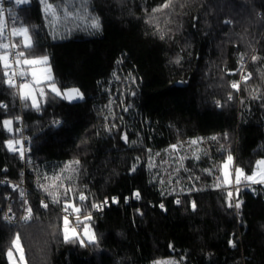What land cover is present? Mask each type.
Wrapping results in <instances>:
<instances>
[{
    "label": "trees",
    "instance_id": "trees-1",
    "mask_svg": "<svg viewBox=\"0 0 264 264\" xmlns=\"http://www.w3.org/2000/svg\"><path fill=\"white\" fill-rule=\"evenodd\" d=\"M47 2L55 18L40 0L11 2L13 28H29L25 57L48 56L53 82L84 98L46 89L37 109L0 66V264L17 234L26 264H264V187L216 170L231 155L250 174L264 158V0ZM4 21L0 7V35ZM20 115L30 163L8 145ZM4 179H25L27 200ZM66 202L91 215L98 243L64 240Z\"/></svg>",
    "mask_w": 264,
    "mask_h": 264
},
{
    "label": "snow or ice",
    "instance_id": "snow-or-ice-1",
    "mask_svg": "<svg viewBox=\"0 0 264 264\" xmlns=\"http://www.w3.org/2000/svg\"><path fill=\"white\" fill-rule=\"evenodd\" d=\"M29 0H15V3L18 5H22V4H26L28 3ZM41 3L45 4V13L46 14H51L54 18L56 17V9L53 7L52 4H48L46 3V0H40ZM172 4V0H168L167 3H165L162 8L166 9L169 8ZM162 9H156L155 11H161ZM65 14L66 11H65ZM93 27L95 28H99V22L94 21ZM12 33L13 35H19L22 38V46L24 50H17L14 53V60H15V64L20 66L21 68H23V66H28L29 68H33L35 66H39V65H47L48 63V57L47 56H42V57H32V58H27L25 57V51L30 49L32 47V43H31V34L29 31V28L26 26H21L19 29L13 28L12 29ZM15 48V49H19L20 45L18 44H13V45H9L7 43H0V49L3 50H7L9 48ZM10 56H13L12 53L8 52V51H4L2 53H0V66L3 67L4 69V75L6 77H8L7 79V83L9 85V87H16L15 81L12 79V77L16 76L17 73L15 71H12L11 73L9 72V59ZM255 59V57H254ZM47 71L49 72V75L47 77V80L49 82V86L51 88V91L54 92L57 96H63V98L65 99H82L83 98V94L79 92L78 89H71L69 90V92L67 93H62L57 87L55 82H52V77L50 75V69H47ZM19 76L21 77V79H24L26 77V73L24 71H20L19 72ZM31 78H32V83H21L20 84V89L22 90V98L27 99L29 96H31L32 99V106L36 107L37 109L39 108V104L37 103V95L38 96H44V88L40 87L42 80L40 75L36 72V71H32L31 72ZM233 88H236L237 90L239 89V85L233 83L232 84ZM0 107H6V105H0ZM5 126L8 127V130L11 131V124L12 121L10 120H6L3 122ZM126 139V136L124 137ZM213 139H216L215 137H213ZM17 143H22V142H17ZM192 143H196V141H192ZM13 141H9L8 145L9 148L12 147ZM175 148V146H173ZM20 155L23 156V152H20ZM232 156L229 155L227 157V162L223 165L224 168V181L226 183H231L232 181L228 180V167L232 162ZM78 163V161H77ZM259 165H264V161H260ZM244 177L245 180L247 181H252L254 183H262L264 184V171H258L256 173H253L252 175H245L243 173L242 169H236V176H235V183L237 185H239L240 181H241V177ZM258 177V178H257ZM219 186V185H217ZM67 190L66 189V193L67 194ZM137 198H139V193H136ZM229 198H231L232 193L229 192L228 193ZM79 199L81 201L85 200L86 197L81 194L79 196ZM106 203V202H105ZM177 203H179V201H177ZM229 206L231 207L232 205L229 204ZM44 207H47V205H44ZM93 207H99L98 205H93ZM161 207H163V205H161ZM235 207L239 208L240 207V203L238 202ZM69 208H72L74 210L75 215V224L77 227H79L80 225L83 224V236H81L77 231H76V227H70V221L68 218V215H65L63 217V223H64V228H63V232H64V240L66 242L71 241V242H78L81 246H85V238L87 239L88 243L91 244H96L98 243L96 236L94 233H91L89 231V228L87 226V224L85 223V221L90 220L91 219V215L87 214L84 217V220L82 221L80 219V212L81 209L79 207H76L74 204H70L68 202H66L64 204V211L67 213L69 211ZM193 208H195V204L193 203ZM27 215L23 217V219L25 221H28L31 219V208L29 207L27 209ZM7 219V218H6ZM14 245L17 251L20 252V257L19 259L21 261L24 260V256H23V249L20 247V243H19V235L17 234L15 241H14ZM234 246V245H233ZM13 253L11 250H9L8 252V256L11 259Z\"/></svg>",
    "mask_w": 264,
    "mask_h": 264
},
{
    "label": "rangeland",
    "instance_id": "rangeland-1",
    "mask_svg": "<svg viewBox=\"0 0 264 264\" xmlns=\"http://www.w3.org/2000/svg\"><path fill=\"white\" fill-rule=\"evenodd\" d=\"M46 3L50 4L49 2H47V0H46ZM43 7H44V10H45V4H43ZM53 7H54V6H53ZM54 8H55V7H54ZM55 9H56V8H55ZM56 13H57V9H56ZM90 22H91V21H90ZM18 29H19V28H18ZM15 36H18V37L21 39V41H22V38H21L19 35H15ZM1 43H2V42H1ZM31 43H32V39H31ZM41 57H42V56H41ZM47 57H48V56H47ZM9 65H11V64H10V60H9ZM19 67H20V66H19ZM47 69H50V75H51V77H52V82H53V80H54V73H53V70H52L51 64H50V62H49V57H48V63H47V65H39V66H35V67H33V68H29L28 66H23V68L20 67V71H24V72L26 73V77H25L24 79H20L19 86H20L21 83H29V84H31V83H32L31 72H32V71H36V72L40 75V77H41L42 83H41L40 87H43V88H44V94H45L46 89L51 90V88H50V86H49V82H48V80H47V77H48V75H49V72L47 71ZM55 84H56V87H57L62 93H67V92H69V90H71V89H73V88L78 89L79 92L82 93V91H81L78 87H76V86H73V87H66V88H61L57 83H55ZM20 90H21V89H20ZM21 94H22V90H21ZM82 94H83V93H82ZM61 97H63V96H61ZM29 98L31 99V96H29ZM83 98H84V95H83ZM83 98H82V99H83ZM82 99H67V100H69V101H79V100H82ZM41 100H42V97L37 95V103H38L39 105H40V103H41ZM31 101H32V99H31ZM6 128H8V127L6 126ZM11 129H12V124H11ZM11 131H12V130H11ZM12 141H13V144H12L11 149L14 150V149H15V146H16V144H17V139L15 138V139L12 140ZM193 141H196V143H192V145L196 146V148L194 149V152H195V154L197 155V157H199V156L202 155V154H207V151H208L207 148H206V145H207V144H206V142L203 141L202 138H198V139H195V140H193ZM173 148H174V147H173ZM176 148H177V147L175 146L174 149H176ZM232 158H233V157H232ZM260 161H264V158H261V159H259V160L257 161V163H256V165H255V167H254V169H253V171H252V173H250V174L246 173L242 168H239V169H242V170H243V173H244L245 175H252L253 173H256V172H258V171H264V165H259V162H260ZM226 162H227V160L224 161V162H222L221 164H219L218 167H216V170H219V172H220L221 176L223 177V179H224V171H225L224 168H223V165H224ZM236 169H238V168L235 167V160H234V158H233L231 164L229 165V167H228V169H227V171H228V173H229V175H228V180H230V181H232V182H231V183H226V182L224 181L223 183H224L225 185H228V186H234V185H237V184L235 183ZM257 178H258V177H257ZM243 183H245L246 186H247L248 188L253 189V190H256L257 187H255V186L262 185V186L264 187V184H262V183H254V182H252V181H247V180H245L244 177L242 176L239 185H241V184H243ZM87 226H88V228H89V225H88V224H87ZM76 231H77L81 236L84 235V234H83V230L80 231V230L76 229ZM89 231H90L91 233H93V232L91 231L90 228H89ZM85 241H87L86 238H85ZM19 243H20V247L22 248V245H21L20 240H19ZM22 249H23V248H22ZM11 251H12V253H13L11 259H10L9 256L7 255L10 264H26V262H25V258H24L23 261H21V260L19 259V257H20V252L16 250L15 246H14V248H13ZM23 256H24V251H23ZM151 264H184V263H183L182 258H179V257H176V256H169V257H166V258H162V259L154 260V261H152Z\"/></svg>",
    "mask_w": 264,
    "mask_h": 264
},
{
    "label": "built area",
    "instance_id": "built-area-1",
    "mask_svg": "<svg viewBox=\"0 0 264 264\" xmlns=\"http://www.w3.org/2000/svg\"><path fill=\"white\" fill-rule=\"evenodd\" d=\"M15 2V0H0V7L2 10V13L4 15L5 21L3 24V27L1 29V35H0V39L2 43H7L9 45H13V44H17L15 41V35H13L12 33V29H13V18L10 16V7H11V2ZM16 6H21L16 4ZM19 49H15V48H9L6 51L10 52L13 54V56H10V68H9V72L11 73L12 71H15L17 73L16 76L12 77V79L15 81V83L20 82V76H19V72H20V67L18 65L15 64V60H14V53L15 51H17ZM17 142H22V143H17L15 146L14 151L17 152L20 155V152H23V156H21V159L25 162V163H30L32 161L31 157H30V152L32 151V146L30 144V140L31 137L29 136V134L27 133V126H26V122H25V118L23 115H20L17 119ZM2 183L5 186H10L11 188H13L14 190L18 191L21 193L22 198L26 201L27 200V193L29 191V188L27 186L26 180L23 179L21 181H14V180H9V179H4L2 180ZM29 208V206L26 204L22 209L25 210V214L24 216H26L27 213V209ZM99 212H101L103 209H101V207L98 209ZM68 217L70 218V220L73 222L70 227H76V229L80 230V226L77 227L75 224V219H73L71 217L70 214H67ZM5 219L10 223V224H15L17 222V217H16V213H15V209L14 206L9 205L5 211ZM23 216V217H24Z\"/></svg>",
    "mask_w": 264,
    "mask_h": 264
}]
</instances>
